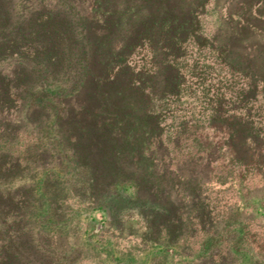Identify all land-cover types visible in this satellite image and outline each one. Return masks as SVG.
Here are the masks:
<instances>
[{
  "label": "trees",
  "instance_id": "1",
  "mask_svg": "<svg viewBox=\"0 0 264 264\" xmlns=\"http://www.w3.org/2000/svg\"><path fill=\"white\" fill-rule=\"evenodd\" d=\"M211 4L182 14L170 0H0V185L48 152L90 186L131 184V169L195 147L197 162L263 170L264 0L226 12L213 35ZM43 175L41 186L0 188V264H68L65 214L49 200L59 178Z\"/></svg>",
  "mask_w": 264,
  "mask_h": 264
},
{
  "label": "rangeland",
  "instance_id": "2",
  "mask_svg": "<svg viewBox=\"0 0 264 264\" xmlns=\"http://www.w3.org/2000/svg\"><path fill=\"white\" fill-rule=\"evenodd\" d=\"M192 1L170 0V6L183 14ZM211 1L205 30L213 35L228 27L219 17L229 10L243 13L255 0ZM257 11L264 16V4ZM235 129L239 145L247 133L242 126ZM198 150L171 151L144 171L131 169L133 183L121 178L119 186H90L85 170L48 152L42 162L22 163L23 171L0 188L13 192L41 186L46 172L59 178L55 198L49 200L61 204L65 214L62 218L58 212L69 232L62 249L68 264H264V169L225 166L220 159L213 163L218 155L197 162L203 155ZM112 192L116 198L100 199ZM35 198L37 203H31L38 207L49 202ZM91 198L100 199L101 207ZM136 198L151 205L127 207L125 201ZM27 213L34 214L31 207ZM3 239L0 233V243Z\"/></svg>",
  "mask_w": 264,
  "mask_h": 264
}]
</instances>
